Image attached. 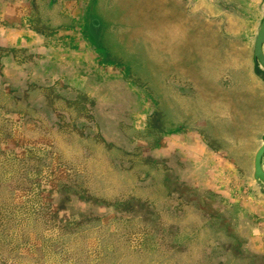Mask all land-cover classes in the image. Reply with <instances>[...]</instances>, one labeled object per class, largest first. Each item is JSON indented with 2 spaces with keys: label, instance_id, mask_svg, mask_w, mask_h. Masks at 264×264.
<instances>
[{
  "label": "rangeland",
  "instance_id": "obj_1",
  "mask_svg": "<svg viewBox=\"0 0 264 264\" xmlns=\"http://www.w3.org/2000/svg\"><path fill=\"white\" fill-rule=\"evenodd\" d=\"M174 1L0 0V264H264V184L252 180L264 94L259 119L242 90L264 0ZM174 3L245 65L231 92L246 111L242 150H157L153 100L123 77L106 84L95 42L115 49L132 32L115 58L156 77L153 19L165 11L171 26Z\"/></svg>",
  "mask_w": 264,
  "mask_h": 264
},
{
  "label": "crops",
  "instance_id": "obj_2",
  "mask_svg": "<svg viewBox=\"0 0 264 264\" xmlns=\"http://www.w3.org/2000/svg\"><path fill=\"white\" fill-rule=\"evenodd\" d=\"M153 1L150 0V2ZM196 1L175 0L174 2H181L184 6L186 4L187 7L190 6V9L194 8ZM173 5L175 10L172 9L167 16V19L171 21V26L165 25V11L162 14L158 12V16L156 15L153 19L157 23L156 31L157 38H159L156 49L158 61L155 68L150 67L146 72L156 77L146 78L144 72H139V75L132 65L115 58V52L129 49L132 44V32L122 35L123 39L120 40L122 43L118 41L119 38L116 40L114 37L115 49L111 48L112 41L106 42L105 36H102V39L97 41L98 43L95 42L93 52L95 56L97 55L96 61L99 62L98 64L106 65L108 69L106 84L122 83L123 79H126L133 84L141 85L140 93L138 91L135 93V97L137 96L141 104L147 103L149 99L153 100L152 107H147L151 109L147 110H151L150 114L158 117L156 121H152V123L157 122L154 133L161 139L160 143L155 146L157 150L169 142L173 145L177 144L178 149H173L174 155L181 154L182 150H192L196 146H199L204 154L207 151H216V153L225 155L235 148L238 150V147L242 150L243 134L249 128L245 127L244 120L240 121L238 116L240 114L244 117L246 111H244L245 106L239 105L238 99L236 102L231 92L236 87L235 83L239 77L244 74L245 65L239 63L236 56H234L235 60L231 58L228 54L230 49H227L226 45L223 52L219 44L214 46L211 38L203 36L196 22L191 21L196 20V13L193 15L194 19H191L188 13L189 21L186 22L185 16L178 14L176 4ZM141 11H143L142 8ZM192 22L195 24L190 25ZM260 24L261 22L259 27ZM101 29L107 33L108 28L105 24L101 26ZM126 38H130L128 43H126ZM252 60L254 61L253 57ZM253 61L247 71L251 85L242 90L249 91L255 97V107L259 110L257 116L260 119L262 117L260 94H264V71L259 66H255ZM154 80H156V85ZM151 87L155 89L153 90L155 94L147 96V89ZM142 91L146 93L142 94ZM146 114H149V111ZM193 117L198 118L193 120ZM218 122L225 124L222 126L217 124ZM237 132L241 133V142L238 139L237 141L229 139L232 133ZM186 133L189 135L187 136ZM243 154L241 151V156Z\"/></svg>",
  "mask_w": 264,
  "mask_h": 264
},
{
  "label": "water",
  "instance_id": "obj_3",
  "mask_svg": "<svg viewBox=\"0 0 264 264\" xmlns=\"http://www.w3.org/2000/svg\"><path fill=\"white\" fill-rule=\"evenodd\" d=\"M264 17L261 21L260 27L257 31L252 57L258 66L264 71ZM254 182H261L264 184V141L261 143L259 149L254 156L253 162V177Z\"/></svg>",
  "mask_w": 264,
  "mask_h": 264
},
{
  "label": "trees",
  "instance_id": "obj_4",
  "mask_svg": "<svg viewBox=\"0 0 264 264\" xmlns=\"http://www.w3.org/2000/svg\"><path fill=\"white\" fill-rule=\"evenodd\" d=\"M95 23V22H94Z\"/></svg>",
  "mask_w": 264,
  "mask_h": 264
}]
</instances>
